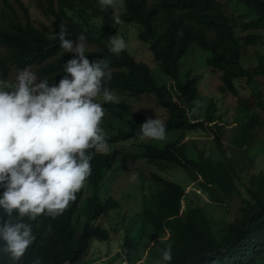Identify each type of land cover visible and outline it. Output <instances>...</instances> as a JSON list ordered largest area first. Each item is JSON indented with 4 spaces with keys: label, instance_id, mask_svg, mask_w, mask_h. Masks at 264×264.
Listing matches in <instances>:
<instances>
[{
    "label": "trees",
    "instance_id": "1",
    "mask_svg": "<svg viewBox=\"0 0 264 264\" xmlns=\"http://www.w3.org/2000/svg\"><path fill=\"white\" fill-rule=\"evenodd\" d=\"M15 2L17 5L0 2V46L6 54V59L0 56V80L11 82L16 69L30 66L39 78L58 83L65 75V62L74 55L61 49L59 40L53 38L63 28L73 42L83 34L90 44L98 46L86 50L85 55L89 60L109 61L111 80L106 86L112 92L156 95L165 112L167 139L141 141L139 126L147 118L135 119L125 101L105 105L121 125L116 127L115 118L110 142L128 153L119 158L116 150L98 157L95 175L90 176L95 190L87 206L81 207L82 194L71 203V211L52 219L66 226L60 232L59 252L52 259L57 264L100 260L103 241L118 252L117 264H124L120 257L125 253L127 263L134 264L135 256H147L149 264V257L160 259V249L169 244L170 264H264V171L252 174L245 184L246 203L240 216L225 225L223 237L217 236L207 210L193 202L185 187L157 173L142 187L141 211L127 225L122 219L124 207L111 199L106 180L109 169L127 165L131 156L162 171L185 170L213 203L231 199L238 190L236 180L241 178L237 156L249 154L254 147L262 122L258 113L264 110V53H258V65L253 66L245 51L246 47L264 44V32L242 37L239 31L264 30V0H229L237 2L242 13L253 15L248 23L241 19V12L219 0H124L126 13L118 22L112 8L101 10L98 0H35L36 8L52 21L42 28L33 24L23 0ZM121 26L128 42L127 28L134 30L139 42L151 45L154 66L143 60L134 46L119 55L109 51L105 32L118 34ZM195 47L212 52L209 65L222 73L219 94L240 98L241 128L233 142L227 141L224 116H217L218 99H204L201 81L191 73L184 77L183 60ZM160 72L168 79L165 85L157 79ZM194 101L201 107L189 115ZM204 136L216 142L217 153L211 146L199 147L198 138ZM250 161L254 163L252 156ZM82 220L85 222L79 229ZM148 235L155 237V242L151 244ZM38 237L47 241L39 229Z\"/></svg>",
    "mask_w": 264,
    "mask_h": 264
},
{
    "label": "clouds",
    "instance_id": "2",
    "mask_svg": "<svg viewBox=\"0 0 264 264\" xmlns=\"http://www.w3.org/2000/svg\"><path fill=\"white\" fill-rule=\"evenodd\" d=\"M117 3L118 0H98L101 10L115 8ZM68 37L63 28L53 37L59 40L61 49L74 54L65 62V75L58 83L50 84L47 79L39 78L30 66L16 69L11 82L0 80V264H57L52 257L59 252L60 232L66 226L52 219L71 211V203L78 201L82 194L81 207L87 206L95 190L90 176L95 175L98 157L109 156L116 150L120 152L119 158L128 153L110 142L114 133L107 134L102 126L106 109L98 97L102 96L106 104L119 102L113 94L118 91L112 92L106 86L111 80L109 61L105 58L89 60L85 55L87 43L83 34L78 36L77 42ZM107 41L109 51L116 55L128 47L118 34L108 37ZM204 52L210 54L209 59L212 57V52ZM208 66L211 67L209 60ZM157 79L162 85L168 81L161 72ZM144 96H154L162 107L156 95ZM221 97L220 94L212 96ZM194 104L189 115L201 107L199 101ZM220 111L219 106L218 114ZM164 113L161 114L163 118ZM134 118L138 117L134 114ZM139 128L141 141L167 139L166 124L157 115L154 119L147 118ZM175 170L178 169L162 171L145 160L130 156L127 165L117 164L107 171L111 199L123 207L137 201L135 214L122 216L125 224L130 225L140 213L142 187L149 184L153 174L178 183L169 175ZM88 187L93 188L92 193L87 191ZM84 222L82 220L79 229ZM38 229L47 238L46 242L39 239ZM147 238L151 244L156 240L151 235ZM102 244L105 247L100 260H94L117 264L118 252H114L113 245L103 241ZM126 258L125 253L120 260L130 264ZM172 259L169 244L160 249V259L154 264H170ZM94 260H87L85 264H93ZM146 261L147 256H144L139 264H146Z\"/></svg>",
    "mask_w": 264,
    "mask_h": 264
},
{
    "label": "rangeland",
    "instance_id": "3",
    "mask_svg": "<svg viewBox=\"0 0 264 264\" xmlns=\"http://www.w3.org/2000/svg\"><path fill=\"white\" fill-rule=\"evenodd\" d=\"M2 0H0L1 2ZM9 4L17 5L15 0H7ZM222 3L229 4L237 13L241 12V19L248 23L253 15L242 13L243 9L239 6L237 2L229 3V0H219ZM25 5L28 6L30 9V15L33 24L37 28H42L44 24L51 25L52 21L48 20L35 6V0H23ZM230 7V8H231ZM237 7H239L237 9ZM231 8V9H232ZM112 14L115 21L123 20V16L126 13V5L124 0H118L117 6L112 8ZM125 26V25H124ZM129 34V42L127 37L125 36L124 28L121 26L120 31H118V35L122 36L128 44L127 50H131L132 46L134 49H137L138 55L145 61H150L152 65H155V60L153 58L152 52L149 48L151 47L148 43H141L139 42L137 34L134 33L133 29L127 28L125 30ZM264 30L260 29H251L246 31H239V35L245 37L249 34H256L259 35ZM106 39L108 37L113 36L108 31L105 32ZM87 47L86 50H96L98 49L97 45L90 44L86 40ZM147 44V45H146ZM85 50V51H86ZM246 58L247 60L253 65H258V53H264V44L258 43L256 45H252L250 47H246ZM133 54V52H131ZM3 55V58L6 59V54L2 50L0 46V56ZM134 55V54H133ZM210 54L205 53L204 51L195 48H192L190 53L187 57L183 60L182 70L184 77L191 73L192 78H198L202 82V96L204 99L212 98V96L219 95V89L222 85V75L219 71H215L211 67L208 66ZM246 81V79H243ZM251 89H247L250 91ZM245 92V91H243ZM114 95L118 98L119 101H125L128 105H130L134 111L136 117H151L155 118L156 115L162 119H164L161 114L164 113L162 107L159 105L158 100L154 96H142L137 95L134 93H123V92H113ZM99 102L103 104V107L106 109V114L103 118V128L106 130L107 134L115 133L111 131L112 125H114V120L116 115L109 109L106 108V103L103 102V97H98ZM218 108L220 106L221 111L219 112L218 116H224L223 121L228 123L226 138L227 141L233 139L235 136H238L240 132H238L241 128V123L239 120L238 108L240 107V98L233 95L227 94L223 97L219 98L217 101ZM238 110V111H237ZM258 113L261 118L262 122L258 125L259 127V134L254 147L251 149L249 154H244L237 156L236 164L237 168L240 171L241 178L236 180V184L238 186L237 192H235L231 199L226 203H213L210 200V197L194 182H191L190 178L186 174L185 170L178 169L172 171L169 175L174 178L175 181L180 183L184 186L190 196V198L196 204L200 205L202 208L207 210V213L212 221L213 229L216 232L218 237H223L225 232V225L229 222L233 221L236 217L240 216L241 207L244 206L246 203L247 193L245 190V184L249 181V178L254 173H259L264 171V110H259ZM202 112V111H201ZM240 112V111H239ZM117 121V119H116ZM121 126L117 121L116 127ZM199 142L198 145L200 148H208L212 145V150L214 153L218 152L217 144L214 140L208 139V137L204 136L203 138H198ZM234 140V139H233ZM231 140V142H233ZM196 151L200 152L198 148ZM192 155H195L192 152ZM250 156L253 157L254 163L250 161ZM127 188V187H126ZM125 188H122L124 190ZM128 189V188H127ZM87 191L93 192V188L88 187ZM137 205V201H132L130 204H127L124 207V212L132 217L135 214V207ZM150 258L149 264H154L157 260L156 258ZM139 257H135L134 261L135 264H139ZM93 264H104L95 262Z\"/></svg>",
    "mask_w": 264,
    "mask_h": 264
}]
</instances>
